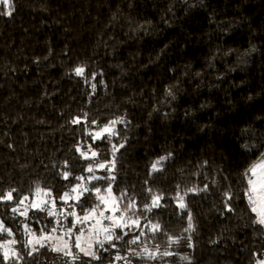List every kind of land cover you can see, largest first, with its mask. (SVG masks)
Returning a JSON list of instances; mask_svg holds the SVG:
<instances>
[{"label":"trees","instance_id":"trees-1","mask_svg":"<svg viewBox=\"0 0 264 264\" xmlns=\"http://www.w3.org/2000/svg\"><path fill=\"white\" fill-rule=\"evenodd\" d=\"M13 7L11 16L0 15V195L10 188L19 195L0 204V219L15 233L0 236V243L25 240L22 223L37 234L55 226L56 218L46 213L30 209L26 220L11 208L24 195L30 197L26 205L51 201L34 195L37 185L59 197L80 183L73 177L87 178L91 161L74 145L87 151L93 143L87 133L98 129L91 120L124 117L127 123L115 125L119 135L112 141L125 143L112 192L126 189L141 209L150 202L149 186L163 193L165 207L138 214L180 240L169 247L167 235L154 237L145 228L142 244L129 246L125 241L140 232L135 229L118 243L120 254L159 244L161 252L174 253L168 264H255L264 253V228L252 224L241 173L264 152V0H14ZM77 66L84 67L83 76L75 75ZM168 88L174 98L166 95ZM74 117L81 124H71ZM96 144L104 153L99 159H111V145ZM169 153L162 170L149 176L152 163ZM65 161L72 167L68 180L62 176ZM205 184L207 192L185 197L195 229L185 232L187 212L172 199L177 185L183 195ZM230 188L237 193L232 212L225 210ZM85 197L87 209L96 200ZM64 207L57 200V210ZM13 247L23 254L19 264L68 259L47 247L31 257L22 245ZM116 252L91 264H124L113 261ZM163 263L132 258V264Z\"/></svg>","mask_w":264,"mask_h":264},{"label":"snow or ice","instance_id":"snow-or-ice-1","mask_svg":"<svg viewBox=\"0 0 264 264\" xmlns=\"http://www.w3.org/2000/svg\"><path fill=\"white\" fill-rule=\"evenodd\" d=\"M14 0H0V15L11 16L14 11ZM75 75L83 76L85 69L83 66H77L74 69ZM95 79V74H93ZM87 82V81H86ZM102 83V81H101ZM92 89H96V84L91 85ZM166 95L172 96L174 94L172 88L166 89ZM84 118H87V113L84 114ZM71 124H81L80 117H74ZM119 123H127L124 117H117L113 120H109L107 123L100 124L97 120H91L90 124L97 126L95 133L89 131V135L93 143L88 145L87 151L77 144L74 145L75 151L79 153L80 157L85 161H91L84 169L90 175L86 178L84 175H77L73 177L77 183L72 185L68 191H65L59 197H53L51 189H43L39 185L35 188L37 197H52L51 201L48 199L38 198L32 200L30 204L26 205L25 202L30 200L28 195L21 197L18 202L11 208V212L15 216L19 214L24 216L25 219H31L28 216L29 210L34 209L37 213H46L47 217H55V226L49 230L47 226L39 229V235L32 226L28 223H22L24 234L26 239L21 241L17 239L6 240L0 243V256H2L4 264H9L10 261H15L19 264V261L23 259V254L20 249L13 247L20 244L26 251V254L31 257L34 254H39L41 248L47 247L49 251L59 253L62 257H67L65 264H91L92 261H100L103 253L110 252L111 249H117L113 261H124V264H132V258L136 257L143 261L156 260L167 256L174 255L173 252L168 251L167 248L164 251H160V245L156 244L149 247L144 244L142 247L137 248L129 247L124 255H121L118 249V243L125 241V237H128L135 229H140L139 234L132 235L130 239L125 242L131 245L142 244L141 237L145 236L144 231L147 228L153 233V236L157 233L167 235L168 245L178 243L180 237H174L168 235L163 226L160 223H152L148 217L139 215L140 211L152 212L153 209L165 207L161 204V201L165 199L163 193L153 192L149 186L146 190L151 197L150 202L143 204L142 209L138 204L135 195L129 194L125 189L120 192L119 195H114L112 192V185L116 181L115 172L117 170V153L120 149L125 147V143L115 144L113 143V137L119 135L115 128V125ZM127 137H123L126 141ZM107 142L111 145V159L101 160L99 157L104 153L96 142ZM9 147H12L9 145ZM248 148V145L244 146ZM90 153V155H89ZM168 156H161L151 165L149 176L162 170V162L168 159ZM204 165H207V161H204ZM203 166V165H202ZM201 166V167H202ZM96 170H102L107 173L104 176H97ZM63 179L68 180L72 176V167L67 161L64 162V170L62 172ZM242 177V190L243 198L246 200L248 209L251 213L255 214V218L252 220V224L260 225L264 228V152H260L259 155L252 160L249 165L241 173ZM106 181L107 187L95 186L89 187L93 181ZM213 184L216 181L213 179ZM148 184V181H145ZM177 195L173 197L177 203L181 212H187V227L185 232L194 231L193 216L188 209V205L185 202V197L188 193L199 194L201 192H207L209 185L205 184L203 187L193 186L187 189V191L181 195L179 192L180 185H177ZM14 193L19 195L17 188H10L0 195V204L6 202H13L15 200ZM85 194H88L85 197ZM95 197L96 202L92 204L90 208H84V200L92 199ZM225 196V210L228 212L234 211L231 201L237 196L236 192H233L231 188L224 193ZM57 200L62 201L65 205L64 208L57 210ZM69 201H75V203H69ZM21 206L24 207L23 211H20ZM79 208L83 211V215H80L76 209ZM112 213L107 215L106 213ZM72 219L69 220L68 218ZM62 220L68 221V225L62 223ZM141 220L146 221L145 224H141ZM109 223L105 224L104 222ZM92 222V223H90ZM36 223H41L40 219L36 220ZM52 223V221H49ZM85 225H88L87 231ZM75 230V231H74ZM60 235H55L57 232ZM7 234L9 237H13L15 233L12 228L7 226L3 219H0V236ZM190 239V237H189ZM215 243V241H213ZM107 245V247H106ZM191 246V244H189ZM75 249V251H74ZM254 255H256L254 253ZM89 258L85 261L83 258ZM181 259L187 260L188 257H181ZM39 264V262H38ZM257 264H264V260H258Z\"/></svg>","mask_w":264,"mask_h":264},{"label":"rangeland","instance_id":"rangeland-1","mask_svg":"<svg viewBox=\"0 0 264 264\" xmlns=\"http://www.w3.org/2000/svg\"><path fill=\"white\" fill-rule=\"evenodd\" d=\"M107 215H112V213H110V212H108V213H106ZM90 223H92V222H90ZM105 224H107V223H109L108 221H105L104 222ZM85 227V229H86V231H87V228H88V225H85L84 226ZM75 231V230H74ZM61 233L58 231L55 235H60ZM39 235V234H38ZM157 260V259H156ZM258 260H264V253H263V255L260 257V258H258L257 259V261ZM158 261H162V262H164L163 264H168V256L167 257H163V258H158ZM257 261H256V263L255 264H257Z\"/></svg>","mask_w":264,"mask_h":264}]
</instances>
